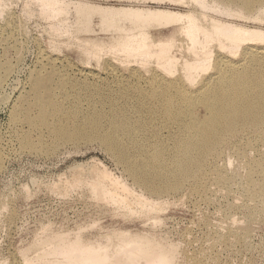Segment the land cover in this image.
Here are the masks:
<instances>
[{"label":"rangeland","instance_id":"374dc122","mask_svg":"<svg viewBox=\"0 0 264 264\" xmlns=\"http://www.w3.org/2000/svg\"><path fill=\"white\" fill-rule=\"evenodd\" d=\"M71 1L209 14L192 0ZM64 17L72 25L76 15L70 9ZM236 21L264 29V21ZM50 22L41 18L39 7L29 0H0V61L12 68L0 84V264H28L24 259L31 260L41 252L42 245L37 243L47 235L78 234L84 240L100 241L115 231L145 235L162 246H170L174 264H264V195H255L264 183V143L249 141L247 137L238 140V153L225 150L223 157L211 162L225 175L222 182L208 176L200 192H191L186 186L174 196L155 199L167 205L162 203L158 213L144 209L147 214L133 205V199L147 197L144 189L134 184L124 166L99 142H61L47 127L31 128L25 122L22 114L27 100L20 98L30 99L32 74L42 68L45 75L55 77L50 85L62 109L77 106L85 118L101 109L108 117L118 114L130 127L137 126L141 136L136 151L155 139L169 148V139L175 132L174 128H162L154 136L155 128L148 125L144 109L154 102L144 96L156 86L149 81L150 65L142 68L133 61L126 65L124 56L105 52L93 55L77 47V42L88 40L108 49L106 45L117 33L102 27L99 17L90 19L88 30L75 28V33L61 38L51 35ZM59 22L57 18L53 20L55 24ZM174 29L172 25H153L146 30L152 36L151 43L174 35L178 47L172 50L179 57V50H186L188 45L183 37L174 34ZM177 76L178 73L173 77ZM153 107L158 108L157 104ZM201 113L198 110L195 114ZM102 133H106L105 126ZM20 135L29 136L34 147L23 148ZM100 172H106L104 176L110 182L121 183L123 191L118 187V193L114 187L111 192L124 195L126 203H132V211L138 207L134 214L129 211L130 216L124 215L110 203L92 196L84 180H93ZM127 194L131 198L127 199ZM19 252H23V257L21 253L18 256Z\"/></svg>","mask_w":264,"mask_h":264},{"label":"bare ground","instance_id":"6f19581e","mask_svg":"<svg viewBox=\"0 0 264 264\" xmlns=\"http://www.w3.org/2000/svg\"><path fill=\"white\" fill-rule=\"evenodd\" d=\"M29 1L39 7L42 19L51 21L49 29L54 37L69 36L75 33V28L76 31L88 30L90 19L97 16L102 27L117 33L106 45L108 49L103 48L105 45L88 40L77 42V47L93 55L105 52L124 56L126 65L133 61L142 68L151 66L149 72L152 78L149 81L156 86L145 92L144 97L154 103L144 112L149 118V127L155 128L154 136L162 128L175 129L169 139V148L155 139L136 151V142L141 136L138 127H130L128 121H121L118 114L108 117L98 109L85 118L77 106L62 109L55 101L50 85L55 77L45 75L40 70L42 68L32 74L30 99L24 96L20 98L27 100L22 118L31 128L47 127V131L61 142H99L124 166L134 184L144 189L146 198L136 195L139 197L133 199L134 202L130 199L134 207L140 206L144 213V209L151 213L157 210L155 212L158 213V208L164 202L156 200L165 195L176 194L186 186L191 192L198 193L208 176H213L217 183L222 182L225 175L211 166L212 160L223 157L225 150L238 153L237 141L244 137L249 141L264 143V29L246 27L236 21L245 18L263 22L264 0H192L209 13L201 14L204 16L156 8L104 7L71 0ZM70 9L76 15L72 25L64 17ZM56 18L60 22L55 24L53 20ZM153 25L175 26L174 34L187 41V49L179 50V57L173 53L172 49L178 47L174 44V35L151 43L152 36L146 29ZM52 44L56 46L55 40ZM11 69L7 63L0 61V84ZM133 69L132 74L135 72ZM176 73L178 76L173 77ZM59 84L63 86L62 82ZM88 98L92 99V94ZM155 104L158 108L153 107ZM198 110L202 113L196 115ZM77 121L82 123L72 125ZM104 126L105 134L102 133ZM20 137L23 138V148L34 147L29 136ZM261 170L264 171V167ZM104 174L106 172L93 180H84L86 187L97 200L110 203L118 211L125 212L124 215L130 216L132 207L129 205L132 203H126L128 201L123 198L124 195L118 194L121 183L113 179L114 182H110L111 179ZM114 187L118 193L111 192ZM255 195H264V183L258 186ZM136 209L133 208L132 214ZM40 243L37 244L42 245L38 246L41 252L31 260L23 258L25 262L174 264L175 257L170 246H162L152 237L124 231L107 234L100 241L84 240L78 234L73 237L53 234L47 235ZM20 253L22 256L23 252H19L18 256Z\"/></svg>","mask_w":264,"mask_h":264}]
</instances>
